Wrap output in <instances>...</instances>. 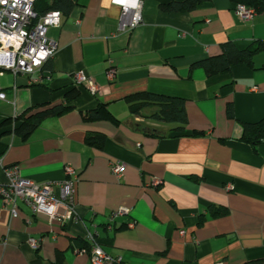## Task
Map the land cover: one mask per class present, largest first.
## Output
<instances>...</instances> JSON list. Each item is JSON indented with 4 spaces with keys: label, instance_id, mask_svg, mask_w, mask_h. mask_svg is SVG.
<instances>
[{
    "label": "crops",
    "instance_id": "crops-1",
    "mask_svg": "<svg viewBox=\"0 0 264 264\" xmlns=\"http://www.w3.org/2000/svg\"><path fill=\"white\" fill-rule=\"evenodd\" d=\"M72 1L70 14L46 32L56 53L42 70L0 77V121L12 119L0 127V183L12 166L37 184L59 183L72 168L77 220L34 217L22 203L11 217L0 199V264H90L87 234L123 264H264V138L255 148L241 140L242 124L264 120V48L251 66L225 74L207 77L193 67L226 43L243 50L264 42V13L242 21L230 0L185 13L161 9L185 0H141L142 23L122 32L111 0ZM109 64L113 82L104 77ZM78 72L98 95L74 89ZM140 93L183 100L185 131L131 115L125 99ZM99 104L118 122L86 121ZM58 105L71 109L43 119L25 139L15 132V117ZM99 136L100 147L88 143ZM115 163L124 166L120 179L110 172ZM118 209L128 214L109 230L106 218Z\"/></svg>",
    "mask_w": 264,
    "mask_h": 264
},
{
    "label": "built area",
    "instance_id": "built-area-1",
    "mask_svg": "<svg viewBox=\"0 0 264 264\" xmlns=\"http://www.w3.org/2000/svg\"><path fill=\"white\" fill-rule=\"evenodd\" d=\"M38 0H0V77L10 72L15 78L18 75L32 77L38 74L44 65L56 53V45L46 37L49 28L60 25V14L49 12L38 17L34 12V4ZM111 3L121 9L119 30L130 32L142 23L141 0H111ZM235 13L242 21H248L255 12L242 5L235 6ZM116 69L109 64L105 71L106 81L113 82L116 78ZM73 83L78 87H86L96 96L99 88L82 72L73 74ZM42 78L31 80L38 83ZM255 90V89H254ZM0 100L6 96L0 92ZM123 165L119 163L110 166V172L117 179L122 178ZM75 171L65 168L66 179L59 183L37 184L21 175L18 166L4 169L5 183H0V199L4 208L8 209L11 217L18 215V203H22L34 217H44L48 221H56L61 225L75 223L77 216L73 207V177ZM155 181L153 185H156ZM128 211L118 209L106 218V227L110 230L117 217L127 215ZM134 227V222L128 224ZM90 247L88 249L90 264H123L120 258L106 254L96 238L87 234ZM28 243L33 250L38 248V241L29 239ZM77 254L85 253L77 249Z\"/></svg>",
    "mask_w": 264,
    "mask_h": 264
},
{
    "label": "trees",
    "instance_id": "trees-1",
    "mask_svg": "<svg viewBox=\"0 0 264 264\" xmlns=\"http://www.w3.org/2000/svg\"><path fill=\"white\" fill-rule=\"evenodd\" d=\"M208 0H185L181 3H170L162 6L161 9L167 13H185L192 11L202 3ZM235 5H242L247 9L253 10L256 14L264 13V0H230ZM74 7L72 0H38L34 4V12L38 17L49 12H58L60 16H67ZM264 48V42H256L246 49L240 50L232 43H226L221 48V53L218 56L210 57L199 62H196L193 67H198L204 71L207 77H212L219 74H225L230 69L239 64L251 66L253 56ZM75 90L79 87L75 86ZM77 92L72 91L71 95H66L67 99H74ZM128 110L135 117H145L159 123L175 124V132L181 134L185 131L187 124V116L185 112L184 101L177 98L166 96L140 93L129 96L125 99ZM155 109L146 113L149 108ZM71 108L63 105H58L53 108H47L33 112V109L25 111L20 116L15 117L14 122L18 123L15 132L22 138H27L34 129L39 125L40 121L47 117L61 116L68 112ZM146 113V114H145ZM226 113L228 117H232V106L228 105ZM86 121L103 120L117 123L118 121L110 114L107 107L99 104L95 110L87 111L83 114ZM12 119H3L0 121V127L9 124ZM264 138V120L254 124H242L241 140L244 143L250 144L255 148L262 142ZM103 137L88 138L90 144L100 147Z\"/></svg>",
    "mask_w": 264,
    "mask_h": 264
}]
</instances>
